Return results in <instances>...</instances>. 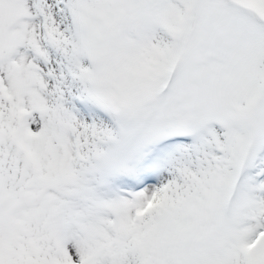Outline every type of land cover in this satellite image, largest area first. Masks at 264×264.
<instances>
[{"label":"snow or ice","instance_id":"6c2138e0","mask_svg":"<svg viewBox=\"0 0 264 264\" xmlns=\"http://www.w3.org/2000/svg\"><path fill=\"white\" fill-rule=\"evenodd\" d=\"M0 264H264V0H0Z\"/></svg>","mask_w":264,"mask_h":264}]
</instances>
